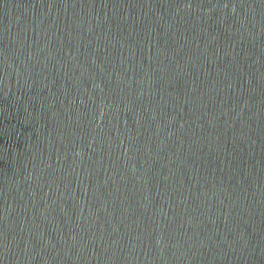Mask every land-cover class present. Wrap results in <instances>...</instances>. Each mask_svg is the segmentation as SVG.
I'll return each instance as SVG.
<instances>
[{
  "label": "water",
  "instance_id": "95a60500",
  "mask_svg": "<svg viewBox=\"0 0 264 264\" xmlns=\"http://www.w3.org/2000/svg\"><path fill=\"white\" fill-rule=\"evenodd\" d=\"M0 264H264V0H0Z\"/></svg>",
  "mask_w": 264,
  "mask_h": 264
}]
</instances>
